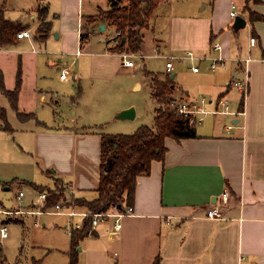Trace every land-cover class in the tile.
<instances>
[{"label":"crops","instance_id":"1","mask_svg":"<svg viewBox=\"0 0 264 264\" xmlns=\"http://www.w3.org/2000/svg\"><path fill=\"white\" fill-rule=\"evenodd\" d=\"M200 1L196 0L195 7ZM235 3V0H226L223 4L221 0H209L210 7L205 4L193 10V2L165 0L142 29L141 48L135 54L143 56V69L137 75H131L136 80L127 93L147 87L153 102L150 73L161 80L174 74L173 99L204 95L208 97L206 108L213 111L218 108L217 101L223 98L231 113H208L200 125H196V138L179 141L167 138L163 160L152 161L149 174L137 178L131 205L133 213L122 218L117 233L112 231L111 221L94 226L93 234L77 246L78 264H153L156 258L159 264H264V20L250 22L249 13L243 9L245 0H239V5ZM232 4L237 15L246 21L245 27L233 31L247 32L249 46L241 53L238 40H235L237 48H234L230 35L233 30ZM42 5L38 16H32V24L11 21L3 14L5 20L20 23L22 30L30 31L32 37L16 38L12 44L0 49L13 46L15 51L19 50V57L29 51L34 55L46 46L50 37L57 41L63 37L62 41H65L68 33H74L77 50L80 49L78 58H86L83 59L84 67L94 86L107 87L123 69H129L122 66L121 58L122 53L128 52L111 50L116 45L111 40L115 34L113 27L104 20L89 23L90 17L111 8L110 0H42ZM207 8H210L209 12L203 15L200 11ZM251 12L264 17V0L254 4ZM43 18L50 24V33L41 40L36 29ZM101 25L104 26L102 30ZM86 31L90 40L80 47V35ZM219 39L221 50L218 53L212 49L211 40ZM101 42L107 44L97 48ZM39 43L38 48L33 46ZM189 49L200 57L220 55L226 60L227 67L212 72L206 63H200L196 65L200 70L193 72L191 66L181 69V65L175 64L174 70L167 73L148 70L144 63V59L154 56V52L167 59ZM247 58L251 59L247 65L248 89L241 105L243 94L233 86V80L243 78L245 64L239 60ZM50 67L56 69L58 84H65L71 66L57 59ZM0 72L4 83L2 68ZM35 74L37 79V69ZM21 75L23 78L22 70ZM240 75L242 78H238ZM74 78L78 84L75 88L82 90L76 74ZM58 84L34 87L28 92L37 101V114L49 113L51 117L50 124L43 118L37 120L39 128H32V156L42 158L44 169L54 168V175L70 179L64 183L55 177L54 185L48 188L64 185L71 196L92 200L97 196L103 134L93 129L121 122L116 128H128V134H131L143 126H137L142 112L131 100L115 104L104 95L96 94L91 102L95 105L89 113L83 111L87 106L83 105L82 97L78 101L73 92L61 94ZM74 84L70 83V86L74 88ZM23 91L21 87L17 105ZM72 98H75L74 102ZM130 107L134 108L133 118L115 121L113 115ZM30 114L34 118V113ZM110 115L113 116L111 121L107 118ZM1 122L0 119V129L3 127ZM4 123L8 126L6 119ZM224 190L228 197L220 207V217L207 218V211L216 205ZM89 192L93 196H89ZM41 206L42 202L39 205L31 203L30 208L18 205L8 209L0 202V211H3L0 212V224L24 225L31 216L36 221L42 215H49L41 211ZM66 208L75 215H50L61 217V226L68 233L69 228L82 222V215L89 212L85 207Z\"/></svg>","mask_w":264,"mask_h":264},{"label":"rangeland","instance_id":"2","mask_svg":"<svg viewBox=\"0 0 264 264\" xmlns=\"http://www.w3.org/2000/svg\"><path fill=\"white\" fill-rule=\"evenodd\" d=\"M189 2H193V10L201 8V6L205 4L210 7L209 0H201L197 7H195L196 0H185V3ZM225 2L226 0H221V4ZM235 2V4L238 3L239 5V0H235ZM245 2L247 9L251 11L253 5L259 3L260 0H245ZM42 6V0H0V10H2L5 18L11 21H21L27 24H32L34 22L31 18L32 16H38L37 12ZM209 10L210 8H207L200 12H204L203 15H205ZM110 32L111 30L108 31V34ZM230 35L231 40H233L235 45L233 46L234 48H237L235 40H238V49H240V53L241 51L247 50V47L249 46L247 32L240 30L238 33H234L232 30ZM62 39L63 37H61V40L57 41L50 37L49 41H46V46H42L40 52L34 55L29 51L23 53V55L19 57V50L15 51L13 46L0 49V68L3 69L6 89H13L15 84V74L20 66L21 70L24 72L21 87L25 90L19 95V104L17 105V108L19 107L17 109L18 111L15 110L11 104L9 105V100L0 93V116L2 121L1 124L3 126L2 129H0V202H2L3 207L8 209L12 206L16 207L18 205L30 208L31 203L39 205L41 200L38 198V193H42L45 190L57 191L58 193L61 191L66 195L68 200H71V197H73L64 185L62 186L59 184L60 186L57 185L54 189L48 188L54 185L55 182L53 181V178L55 177L59 179L61 178L64 183H68L70 179L68 177L54 175V171H52L54 168L44 169L42 158L32 156V128H39L40 125L37 123V120H44L43 118H46L45 120L47 124H50L51 117L49 113H47V115L43 112L37 114V101H35L34 96L28 94V92L34 87L55 86L58 84L56 80V78H58L56 69L50 67V65L56 63L57 59H62V62L65 65L71 66V69L67 74L69 76L67 82L63 85L58 84V90L61 94H70L73 92L75 96H77L78 101L82 97L83 105L87 106V109H84L83 111H89V113H91L95 105V103L92 104L91 102L94 101V96L96 94H100L101 96L104 95L105 98L111 99L115 104H119L120 102L124 103L125 101L130 100L133 101L136 103V106H138L139 111L142 112V119L137 120V126L153 124V108L155 104L149 98L148 88L145 87L142 91L127 93L128 89L131 88L133 82L136 80V78H132L131 75H137L142 71V67L123 69L112 84L107 87L94 86L92 84L93 80L89 79V74L84 67L83 59L85 57L79 59L74 53L75 50H77L74 33H68L65 41H62ZM92 41H94V38ZM216 42L221 43L220 39L216 40ZM40 43L34 44L33 46L38 48L41 45ZM106 44V42L98 43L97 48L105 46ZM150 48L152 54V45H150ZM30 50L32 49L30 48ZM189 50L193 51L192 49ZM149 51H147V53H149ZM153 54L154 56L152 55V57L149 56L144 59L147 69L154 72H166L165 63L167 59L164 57L162 58V56H157L155 53ZM182 54L183 52L172 54L178 57L172 60L173 70L175 64L177 66L181 65V69H186L188 66H191L192 68V66H196L200 63H206L209 67L211 63L210 60H204L205 62L199 60L194 62L183 60L179 58ZM213 57H217V55L212 56L211 58ZM134 61H136L138 65H142L143 63L139 57H134ZM225 65L224 68L227 67V62ZM191 68L190 70H192ZM36 69L38 75L37 79L35 78ZM219 69H223V67H219L214 71ZM75 74L80 79L79 81L82 90L78 91V89L75 88L78 86L76 82L77 79L74 78ZM238 78H242V76L240 75ZM70 83H76L74 84V88L70 86ZM190 97L208 98L204 95H191ZM72 101L74 102L75 98H72ZM143 105L145 108H142ZM31 112L34 113V118L30 117L22 120L18 115V113L26 115ZM111 116L112 115L107 117L110 121L112 120L110 118H113V116L116 115ZM5 119L8 122V126L6 127L4 123ZM86 119L91 120V117H86ZM115 121L118 120L116 119ZM118 123L121 122H113V124L107 126L103 125L101 129L97 126L98 128L95 127L93 130H97L103 134H128V128H116ZM79 126L80 125H78V127ZM42 188H44V190H39ZM20 192H22L23 195L21 197L19 196ZM88 195L93 196L92 192H89ZM89 196L87 197L88 199L90 198ZM58 204L61 206H67V203L65 204L62 201ZM41 209L44 211L47 208L46 206L43 208L41 206ZM69 210L71 209L65 208V211ZM51 215H42L36 221L31 216L28 218V222H25L24 225L9 223L6 226L7 237L0 242V264H68L70 249L67 246L69 245L68 242H70V237L61 226L63 225V222L61 223L60 220L61 217ZM64 216H66V214H64Z\"/></svg>","mask_w":264,"mask_h":264},{"label":"trees","instance_id":"3","mask_svg":"<svg viewBox=\"0 0 264 264\" xmlns=\"http://www.w3.org/2000/svg\"><path fill=\"white\" fill-rule=\"evenodd\" d=\"M164 1L110 0L111 8L108 11H99L97 16L90 17L89 23L95 20L106 21L107 25L113 27L115 31L111 40L115 41L116 45L111 50L135 54L141 48L142 29L147 26L154 10ZM243 9L249 13L250 22L264 20L263 16L249 11L246 5ZM21 30L20 23L5 20L2 10H0V47L12 44L17 38V33ZM36 30L38 37L44 40L50 33V24L45 22L43 18ZM252 35L257 38L254 32ZM89 36L87 31L81 33L80 47L87 42ZM122 38L125 39L123 44H121ZM21 76V67L19 66L15 76L14 88L7 90L3 83V75L0 72V93L9 100L15 110L18 109L17 101L22 84ZM149 76L151 77L150 97L156 105L153 125L151 127L140 126L131 134H102L97 196L92 200L75 197L68 200L61 191L58 193L47 190L49 194L45 205L47 209L53 208L62 201L67 203V207H85L89 213L123 211L133 204L137 178L149 174L152 161L163 160L167 151L165 140L172 138L179 141L197 137L196 125H191L188 118L169 107L174 100L172 97L174 80L169 75L162 80L151 73ZM244 97L245 95H242L241 105ZM162 106L165 108L163 109ZM18 115L22 120L33 117L32 114L18 113ZM39 190H44V188ZM92 228L91 217L88 216L83 220L80 229L72 230L68 264H78L77 246L82 239L93 234ZM153 264H159V260L156 258Z\"/></svg>","mask_w":264,"mask_h":264},{"label":"built area","instance_id":"4","mask_svg":"<svg viewBox=\"0 0 264 264\" xmlns=\"http://www.w3.org/2000/svg\"><path fill=\"white\" fill-rule=\"evenodd\" d=\"M236 7L234 4L231 5V11H230V17L234 19V17L237 15L236 12ZM32 34L28 30H22L19 33H17V38H31ZM212 49L214 51H217L218 53L221 50V44L213 41L212 43ZM156 54V52H154ZM80 54V49H78L75 53L76 56H79ZM134 57H139L143 58L142 55L139 54H127V53H122L121 58H122V66L125 68L129 69H135L136 67H143V65H138L136 61H134ZM178 57L176 56H168L167 57V63L165 65L166 67V72L170 73L173 70V64L172 60L176 59ZM180 59L183 60H188L190 62L194 61H204V60H210L211 63L208 67V70H216L219 67H225L226 60L222 58L220 55H217V57L213 58H207V57H200L197 56L193 51L191 50H185L183 54L179 57ZM250 58L244 59V60H239L243 61L245 64L244 72H243V78L242 79H237L234 78L233 80V86L238 89L239 91L242 92L243 95H246L247 89H248V70H247V65L250 62ZM192 71L193 72H198L199 67L198 66H192ZM208 104V100L205 97H200V98H179V99H174L169 107L171 109H174L175 111L178 112V114L182 115L183 117L188 118L189 123L191 125H197L200 124L205 116L208 113H223V114H229L231 113L229 111L228 107V102L225 99H220L217 101L218 108L209 111L206 106ZM164 109L165 106H162ZM48 192L44 191L42 193H38V198L42 202V208L46 205V200L48 197ZM19 196H22V193H19ZM228 197L227 191H223L221 195L219 196L220 200H217L216 205L207 211L206 217L210 219H215L220 217L219 216V211L220 207L222 206L223 202L226 201ZM67 206H61L60 204H56L53 208L51 209H45L44 211L41 209L42 212L49 213V214H58V215H63L66 214L70 217L74 216L75 213L73 211H65V208ZM3 212V211H0ZM133 213V207H127L123 211H114V212H105V213H86L82 215L83 220L90 216L91 217V225L92 227L98 225V224H105L108 221H111L112 223V231L113 232H119L121 229V220L125 216L131 215ZM83 224V221L77 224L72 225L69 230H68V235H71V232L73 229H80ZM7 237V227L0 224V242L4 240Z\"/></svg>","mask_w":264,"mask_h":264},{"label":"water","instance_id":"5","mask_svg":"<svg viewBox=\"0 0 264 264\" xmlns=\"http://www.w3.org/2000/svg\"><path fill=\"white\" fill-rule=\"evenodd\" d=\"M245 25H246V21H245V19H244L242 16H240V15H236V16L234 17V19H233V23H232V26H231V27H232L233 31L236 32V31H238L239 29L245 27ZM102 29H104V26H103V25H101V30H102ZM124 41H125V39L122 38V39H121V44H123ZM174 76H175V75L173 74V75L170 76V78L173 79ZM134 114H135V113H134V108L130 107V108H128V109H125V110H123V111L117 113V115H116V119H120V120H122V119H131V118L134 117ZM78 249H79V248H78Z\"/></svg>","mask_w":264,"mask_h":264}]
</instances>
